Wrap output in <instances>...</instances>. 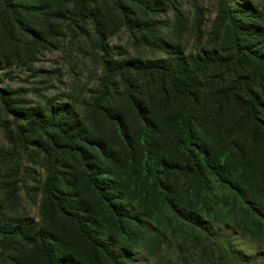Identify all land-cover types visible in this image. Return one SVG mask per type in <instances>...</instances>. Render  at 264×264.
I'll use <instances>...</instances> for the list:
<instances>
[{"label":"rangeland","instance_id":"rangeland-1","mask_svg":"<svg viewBox=\"0 0 264 264\" xmlns=\"http://www.w3.org/2000/svg\"><path fill=\"white\" fill-rule=\"evenodd\" d=\"M165 2L164 8L151 12L145 24L148 26H142V30L118 29L113 20L108 22V40L104 45L112 57L143 61L164 58L166 44L171 45V52L180 51L185 56L197 55L203 49L231 54L235 45L232 46L228 36L230 15L250 24L256 23L252 18L254 15L258 18L264 16V0ZM98 3L102 12L109 13L108 0H98ZM73 21L71 26L59 22L60 29L51 44H45L38 51L27 50L25 38L17 32L11 34L15 43L18 41L21 58L0 71V225H32L36 230L47 215L45 209L48 204L44 202L43 192L49 174V138L67 139L71 134L64 132L70 126H63L62 130L36 128L31 135L23 137L18 134L17 126L25 128L27 121L17 120L10 109L24 112V109L47 110L52 107L57 120L67 122L74 119L79 122L80 129L72 133L85 132V138L92 133L109 147L103 154L88 150V162L95 167L91 177L97 180L108 197L114 199L119 209L139 220L137 224H119L103 209L79 164L66 156L63 171L68 174L70 186L63 185L61 190L68 194L65 204L72 207L76 204L89 221L88 227L100 233V239L113 253L118 256L129 253L134 261L132 264H264V222L254 218L238 203L225 205L224 195L221 196L223 204L217 201L222 194L217 185L212 186L216 192L211 194L208 189L201 191L199 187L189 190L191 179L178 171L171 170L163 177L165 182L178 189L176 196L184 204L180 209L184 215H191L198 221L202 229L200 233L188 225L174 222L166 208L159 205L151 180L143 182L132 174L133 170L137 172L142 167L154 170L162 157L169 159L167 161L171 164L179 163V150L167 148L159 133L164 127L156 120V126L148 131L147 142L150 140L152 149H147L141 138L142 125L135 120L126 93L122 92L125 88L119 89V95L118 91L113 95L114 80L104 72V52L92 24L76 18ZM76 25L81 29L77 30ZM248 37H237L235 44L241 47L256 45ZM7 42L5 51L16 54L17 48H10ZM104 83L112 84L110 90L114 93L108 99L100 100ZM145 83L139 80L135 85L144 86ZM149 93L156 97L155 103L158 104V96L153 91ZM109 102L125 119V124L115 122L103 113ZM58 105H66L73 115H69L65 108L58 109ZM160 110L172 113L164 103H160ZM205 111V120L218 116L212 107L207 106ZM204 126L208 129L203 135L204 140L210 143L211 126ZM121 133L130 140L136 139L133 150L125 146L126 140L122 139ZM260 161H263V155ZM253 167L244 172L242 191L254 210L264 215V177L258 180L260 174L256 172L262 168ZM76 192L79 198L73 200ZM216 203L218 207L223 205L225 212H220L215 207ZM204 205L211 206L208 219ZM5 239L7 245L0 244V257L1 253L10 254V248L15 250L14 259L32 255L27 259L28 264H41L38 252L34 253L32 248L23 249L24 245L14 236ZM60 239L59 244L51 242L50 250L53 256L65 259L67 264H74L73 261H78V264H108L85 244L75 228L60 235ZM65 255L73 257V261Z\"/></svg>","mask_w":264,"mask_h":264},{"label":"trees","instance_id":"trees-1","mask_svg":"<svg viewBox=\"0 0 264 264\" xmlns=\"http://www.w3.org/2000/svg\"><path fill=\"white\" fill-rule=\"evenodd\" d=\"M108 2L109 13H104L99 7L98 0H0V71L11 66L13 60L21 58L18 55L20 53L18 41L15 43L14 36L11 37L13 32L25 38L27 50L38 51L44 48L45 44H51V40L60 29L59 22L71 26L74 18L80 22L89 21L104 52L102 58L104 72L107 77L113 78L115 86L114 93L110 90L112 84L104 83L101 87L100 100L108 99L112 92L115 95L118 91L119 95V89L124 87L125 90L122 92L126 93L125 97L135 120L142 125L141 138L147 149H152L150 140L147 142L148 131L156 126V120L164 127L159 133L167 148L179 150L181 157L179 163L173 164L167 161L169 159L162 157L154 170L142 167L137 172L133 170L132 174L143 182L151 180L159 198V205L166 208L174 222L181 226L188 225L200 233L202 229L198 221L181 211L180 206L183 207L184 204L176 196L178 189H174L170 182L163 180L171 170L189 176L191 179L189 190L199 187L201 191L208 189L212 194L216 192L212 186L217 185L222 190L217 201L223 204L224 199L221 196L224 195L225 205H229L230 202L238 203L254 218L264 222V215L256 212L246 200L241 183L246 177L244 172L253 169V166L262 168L256 171L260 174L257 179L264 177V16L258 18L254 15L252 18L256 23L250 24L230 15L228 36L232 46L235 45V51L231 54L223 55L217 53L215 49L210 51L203 49L197 55L185 56L180 51L171 52V45L166 44L164 58L146 61L115 59L104 45L108 40V22L113 20L118 29L142 30V26H148L145 24L151 12L164 8L166 2L165 0H108ZM130 15L133 18L129 17ZM142 18L144 21H141ZM75 28L80 30L81 26L76 25ZM240 36H249L248 38L256 45L241 47L238 43L235 44ZM6 41L10 48H17L16 54L5 51ZM139 80L145 81V85H135ZM151 91L158 96V104L155 103L156 97L150 96ZM115 102L113 101V104ZM160 103H164L172 113L160 110ZM207 106L212 107L218 116L205 120ZM57 108L67 110L68 107L58 105ZM10 110L17 120L27 121V127L17 126L18 134L23 137L31 135L36 128L53 127L62 130L63 126H70L64 134L71 135L64 140L49 138L47 149L49 174L43 192L44 202L48 206H45L47 215H44L42 224L34 230L32 225L1 226L0 222V244L7 245L5 238L14 236L24 245L23 249L32 248L34 253H39L41 264H67L65 259L53 256L50 245L51 242L59 244L60 235L75 228L85 244L98 252L108 264H132L134 261L129 253L116 255L106 246V242L100 239V233L88 227L89 221L83 216L82 211L77 209L75 203L73 207L65 204L67 200L65 196L68 194L61 190L63 185L70 186L68 174L63 171L66 156L79 164L89 188L103 209L117 219L119 224L124 222L137 224L139 220L119 209L114 199L108 197L97 180L91 177L92 171L95 173V167L88 162L87 152L90 150L103 154L109 150L107 143L100 141L92 133H89L87 138L85 132L72 133L80 129L79 122L74 119L67 122L57 120L52 107L47 110L24 109V112L18 109ZM67 112L73 115L72 111ZM103 113L115 122L122 124L126 122L110 102L108 108L103 109ZM204 125L211 126L210 143L204 140L203 135L205 136L208 130ZM153 131L157 134L155 129ZM120 136L126 140L125 146L131 150L136 139L130 140L122 133ZM173 138L175 142L170 141ZM261 155L263 161H260ZM120 192L127 196L125 191ZM78 195L76 192L73 200L75 197L79 198ZM81 201L85 202L84 199ZM204 204L206 205L205 202ZM205 205L208 219L211 206ZM215 207L220 212H225L223 205L218 207L216 203ZM194 215L198 216L197 213ZM8 250L10 254L1 253V264H28L27 259L33 257L22 255L14 259L15 250L10 248ZM65 257L73 261V257L69 255ZM73 262L78 264V261Z\"/></svg>","mask_w":264,"mask_h":264}]
</instances>
